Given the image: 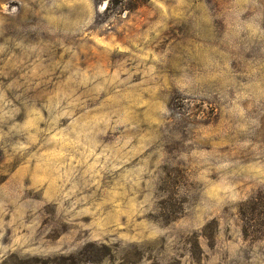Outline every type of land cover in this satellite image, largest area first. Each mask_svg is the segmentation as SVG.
Wrapping results in <instances>:
<instances>
[{
  "label": "rangeland",
  "instance_id": "374dc122",
  "mask_svg": "<svg viewBox=\"0 0 264 264\" xmlns=\"http://www.w3.org/2000/svg\"><path fill=\"white\" fill-rule=\"evenodd\" d=\"M0 264H264V0H0Z\"/></svg>",
  "mask_w": 264,
  "mask_h": 264
}]
</instances>
